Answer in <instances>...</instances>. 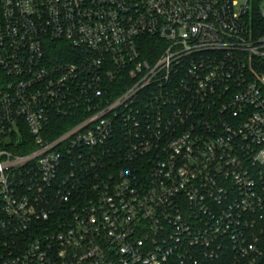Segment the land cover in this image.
I'll list each match as a JSON object with an SVG mask.
<instances>
[{"label": "built area", "instance_id": "1", "mask_svg": "<svg viewBox=\"0 0 264 264\" xmlns=\"http://www.w3.org/2000/svg\"><path fill=\"white\" fill-rule=\"evenodd\" d=\"M0 264H264V0H0Z\"/></svg>", "mask_w": 264, "mask_h": 264}, {"label": "trees", "instance_id": "2", "mask_svg": "<svg viewBox=\"0 0 264 264\" xmlns=\"http://www.w3.org/2000/svg\"><path fill=\"white\" fill-rule=\"evenodd\" d=\"M259 1V0H255ZM75 57V51L72 47L64 42H56L50 44L48 47V54L47 58L54 61V63L64 62V61H73ZM61 126L58 124L54 127V129H59ZM28 138V136L26 135ZM28 145H29V138H28ZM31 150V146L28 149L20 150L21 153H26Z\"/></svg>", "mask_w": 264, "mask_h": 264}]
</instances>
